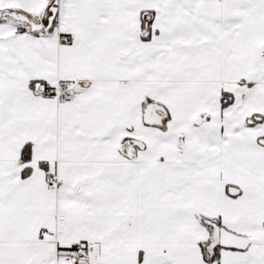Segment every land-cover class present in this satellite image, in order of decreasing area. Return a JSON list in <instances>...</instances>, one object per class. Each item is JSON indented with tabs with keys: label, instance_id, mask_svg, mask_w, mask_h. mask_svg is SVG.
Returning <instances> with one entry per match:
<instances>
[{
	"label": "snow or ice",
	"instance_id": "obj_1",
	"mask_svg": "<svg viewBox=\"0 0 264 264\" xmlns=\"http://www.w3.org/2000/svg\"><path fill=\"white\" fill-rule=\"evenodd\" d=\"M0 264H264V0H0Z\"/></svg>",
	"mask_w": 264,
	"mask_h": 264
}]
</instances>
